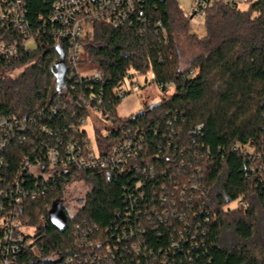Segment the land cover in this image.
Returning a JSON list of instances; mask_svg holds the SVG:
<instances>
[{"label":"trees","instance_id":"obj_1","mask_svg":"<svg viewBox=\"0 0 264 264\" xmlns=\"http://www.w3.org/2000/svg\"><path fill=\"white\" fill-rule=\"evenodd\" d=\"M22 1L35 49L0 57L3 73L21 70L16 78H0V119L25 125L5 138L0 188L23 182L27 196L18 221L35 230L25 235L29 246L16 264H56L55 255L73 254L76 264H93L96 257L94 264H136L123 237L148 248L139 255L142 264L155 258L168 264H264V0H251L245 10L211 5L203 11L200 37L190 35L189 17L177 0H146L145 23L115 30L98 22L91 39L81 43L78 70L101 73L102 79L81 80L65 59L61 89L55 65L57 48L65 52L66 43L39 31L57 0ZM180 36L192 51L184 66ZM21 38L0 26V42ZM127 73H152L156 84L173 87L161 92L152 109L146 105L143 114L121 118L117 90ZM88 109L107 121L101 133L95 130L94 150L82 129ZM197 127L201 131L193 134ZM126 139L139 146V154L117 169L63 165L45 182L25 167L44 168L45 150L54 146L63 159L69 146L78 159L103 158ZM83 179L90 192L60 231L48 212L69 184Z\"/></svg>","mask_w":264,"mask_h":264},{"label":"built area","instance_id":"obj_2","mask_svg":"<svg viewBox=\"0 0 264 264\" xmlns=\"http://www.w3.org/2000/svg\"><path fill=\"white\" fill-rule=\"evenodd\" d=\"M145 2L146 0H57L53 3L47 21L41 26L42 28H39V31L46 30L57 42L66 43L64 45L65 52L63 48L60 49L64 54V63L65 59H67L72 73L76 72V75L81 80L100 81L102 79L101 73L89 71L91 74L86 75L83 73H88V71H83L82 73V71L78 70V62L82 52L81 43L91 39V28L98 22L105 23L115 30L145 23L146 20L143 12ZM213 4H224L230 8H234L237 6V0H191L190 11L186 17H189L190 22L197 20L198 23H202L203 11ZM24 5L22 0H0V26L13 32H18L22 36L20 42H0V57L7 58L15 54L19 48L28 50L27 46L34 42V37L30 33V23L26 20ZM157 25L160 27L161 23L158 22ZM65 69L67 70L66 65ZM143 79V82L140 84L139 76L127 73L123 79V83L117 90V96L123 101L132 92H138L150 84H154L160 93L168 91L173 87L171 83L156 84L155 76L152 73ZM90 111L95 112L105 125L107 124L106 117H102L96 109H88V114ZM24 130L25 125L20 120L1 118L0 151L6 145V137L21 133ZM42 131L46 132V128ZM200 131L201 127H197L193 134ZM90 147L91 150L95 149L94 145ZM65 151L68 156L63 159L56 146L47 148L44 153V168L41 167V164L30 166L28 162H25V167H27L30 175L47 182L51 178H54L55 175H58V169L63 165H75L79 169H92L96 167L101 169H117L123 167L129 159L137 158L139 146L133 140L126 139L110 155L103 158L89 155L86 159H78L79 153L77 151L74 152L71 146L67 147ZM10 194L12 195V199ZM38 194H42L41 190L37 193H31L30 196L31 198H35ZM25 195L27 196V190L22 181H14L6 189L0 188V264H16L17 255L21 251H25L29 246V243L24 239V227L18 221L19 213L17 210L21 204L22 196ZM64 198L65 190L64 196L61 199V207L66 216L70 217L74 213L72 215L69 214L67 206L62 205ZM123 238L130 242L129 250L131 251V255L135 256L136 264H142L139 262V255L148 253V248H141L139 240H133L134 237ZM85 241L86 238H84L83 243H86ZM172 246H175V244ZM89 247L92 249V245ZM106 248L108 249V247ZM126 251L127 247L124 252ZM32 255L40 258L36 250H33ZM144 257L148 258L147 255ZM78 258V254L64 258L60 255H55L52 257V260L56 264H76ZM96 258H93L91 263L94 264ZM104 259L106 260L107 258L104 257ZM143 264H168V261L166 258H162L160 261L155 258L150 262L146 259Z\"/></svg>","mask_w":264,"mask_h":264},{"label":"rangeland","instance_id":"obj_3","mask_svg":"<svg viewBox=\"0 0 264 264\" xmlns=\"http://www.w3.org/2000/svg\"><path fill=\"white\" fill-rule=\"evenodd\" d=\"M179 9L184 13L185 16L188 15L190 11L191 0H177ZM245 5H239L238 8L240 10L246 9ZM203 21V18H202ZM204 23H198L197 20H193L190 22V35L195 37H200L204 32ZM177 47L178 51L181 54L182 65H186L187 62L191 59L192 51L188 46V40L186 37L180 36L177 39ZM28 50L35 49V43L32 42L27 46ZM21 72V70H14L11 73H3L0 70V78L3 79H13ZM83 73V72H82ZM86 75H90L91 72L83 73ZM143 78L139 77V83L143 82ZM161 93L157 90L154 84H150L148 86L143 87L138 92H132L122 101L120 106L117 109V115L121 118H126L131 115H135L141 112L146 105L155 104L159 101ZM105 123L102 119L93 111H90L87 118L85 119L84 125L82 129L86 132L87 138L90 141L91 145H94L95 139V130L97 132L102 131ZM91 183L87 180H76L75 182L69 184L65 189V198L62 201L63 206H67L68 213L73 214L76 212L83 204L84 198L90 192ZM236 203L231 204L230 208H234ZM35 232L34 229L31 228H23V233L25 235L32 236Z\"/></svg>","mask_w":264,"mask_h":264},{"label":"water","instance_id":"obj_4","mask_svg":"<svg viewBox=\"0 0 264 264\" xmlns=\"http://www.w3.org/2000/svg\"><path fill=\"white\" fill-rule=\"evenodd\" d=\"M57 53L59 55V61L55 65V76L57 77V85L58 89H61L63 86V77L66 73L65 63H64V54L60 48H57ZM157 104H152L149 106V109H152ZM144 112L137 113L136 116L143 114ZM136 118V117H135ZM48 220L50 224L60 231H64L67 223V216L65 215L60 201H55L49 212H48Z\"/></svg>","mask_w":264,"mask_h":264},{"label":"crops","instance_id":"obj_5","mask_svg":"<svg viewBox=\"0 0 264 264\" xmlns=\"http://www.w3.org/2000/svg\"><path fill=\"white\" fill-rule=\"evenodd\" d=\"M251 0H237V6L245 5L246 3L250 2Z\"/></svg>","mask_w":264,"mask_h":264},{"label":"flooded vegetation","instance_id":"obj_6","mask_svg":"<svg viewBox=\"0 0 264 264\" xmlns=\"http://www.w3.org/2000/svg\"><path fill=\"white\" fill-rule=\"evenodd\" d=\"M66 213H67V211H66Z\"/></svg>","mask_w":264,"mask_h":264}]
</instances>
